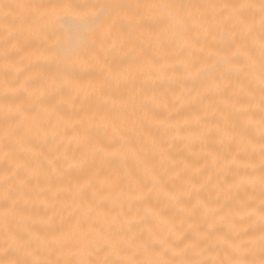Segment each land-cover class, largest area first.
Segmentation results:
<instances>
[{
  "label": "snow or ice",
  "instance_id": "snow-or-ice-1",
  "mask_svg": "<svg viewBox=\"0 0 264 264\" xmlns=\"http://www.w3.org/2000/svg\"><path fill=\"white\" fill-rule=\"evenodd\" d=\"M0 264H264V0H0Z\"/></svg>",
  "mask_w": 264,
  "mask_h": 264
},
{
  "label": "bare ground",
  "instance_id": "bare-ground-1",
  "mask_svg": "<svg viewBox=\"0 0 264 264\" xmlns=\"http://www.w3.org/2000/svg\"><path fill=\"white\" fill-rule=\"evenodd\" d=\"M4 2H8V0H4ZM190 111H191V109H190ZM171 151L173 152V154H177V155H179L181 153H183V155H188L187 152L183 151V146L182 145H174V146H172L171 147Z\"/></svg>",
  "mask_w": 264,
  "mask_h": 264
}]
</instances>
